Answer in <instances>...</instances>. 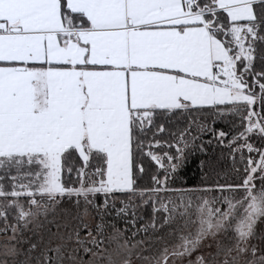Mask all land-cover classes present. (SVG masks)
I'll use <instances>...</instances> for the list:
<instances>
[{"label":"snow or ice","instance_id":"snow-or-ice-1","mask_svg":"<svg viewBox=\"0 0 264 264\" xmlns=\"http://www.w3.org/2000/svg\"><path fill=\"white\" fill-rule=\"evenodd\" d=\"M258 225L264 0H0V264H264Z\"/></svg>","mask_w":264,"mask_h":264},{"label":"trees","instance_id":"trees-1","mask_svg":"<svg viewBox=\"0 0 264 264\" xmlns=\"http://www.w3.org/2000/svg\"><path fill=\"white\" fill-rule=\"evenodd\" d=\"M209 123L211 124V121H209ZM211 126L215 127L217 130H224V131H228L229 130L228 126H226L223 121H219L216 124L211 125ZM209 140H212V136H211L210 133L209 134H205L202 137V141L204 142L205 147L207 148V151L209 153L215 152L216 155H219V152H220L219 147L216 146L215 142H213V144H211V145H208L207 141H209ZM202 158H205V157L198 151L195 153L194 156H192L190 158L191 159V163L188 165V168L186 169L185 174H183L178 179V184H183L184 180H189V181L192 182V184H198L199 183V181L201 179V176H200V172H199V169L197 167V164H198V160L202 159ZM230 166H231L230 159H226L223 162V169L224 170H228V169H230ZM226 178L227 179H234V175L229 171ZM213 179H215V177H213ZM189 186H191V185H189ZM150 211H151L150 207L145 211L144 215H145L146 219H147V216L150 213ZM142 222L143 221H141L140 223H142ZM137 226H139V224Z\"/></svg>","mask_w":264,"mask_h":264},{"label":"rangeland","instance_id":"rangeland-1","mask_svg":"<svg viewBox=\"0 0 264 264\" xmlns=\"http://www.w3.org/2000/svg\"><path fill=\"white\" fill-rule=\"evenodd\" d=\"M259 227H264V225H258V228H259ZM255 242H258V241H254V243H255Z\"/></svg>","mask_w":264,"mask_h":264}]
</instances>
